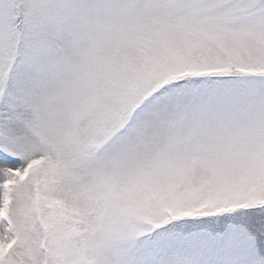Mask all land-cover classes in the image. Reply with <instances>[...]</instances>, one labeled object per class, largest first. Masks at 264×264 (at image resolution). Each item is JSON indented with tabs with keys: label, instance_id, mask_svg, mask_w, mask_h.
I'll list each match as a JSON object with an SVG mask.
<instances>
[{
	"label": "snow or ice",
	"instance_id": "1",
	"mask_svg": "<svg viewBox=\"0 0 264 264\" xmlns=\"http://www.w3.org/2000/svg\"><path fill=\"white\" fill-rule=\"evenodd\" d=\"M0 264H264V0H0Z\"/></svg>",
	"mask_w": 264,
	"mask_h": 264
}]
</instances>
